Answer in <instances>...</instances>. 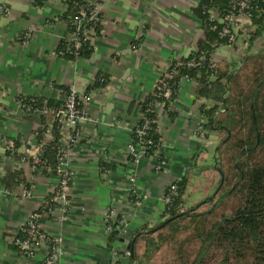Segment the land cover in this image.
Masks as SVG:
<instances>
[{"label": "crops", "instance_id": "0c3cea01", "mask_svg": "<svg viewBox=\"0 0 264 264\" xmlns=\"http://www.w3.org/2000/svg\"><path fill=\"white\" fill-rule=\"evenodd\" d=\"M93 1L101 15V30L91 40V55L68 62L55 53L58 41L67 34L59 20L65 11L64 0H44L41 5L34 0H0L1 136L27 137L40 125V115L20 111L18 97L63 100L61 87L71 85L83 96L96 75L108 78L107 86L94 90L84 105L88 120L81 123L82 141L71 153L76 180L69 196V220L61 228L52 220L43 222L45 230L62 232V264L108 263L103 213L112 205L127 207V176L131 173L136 176L135 188L147 200L133 217L130 231L161 222L159 199L172 182L186 178L189 193L201 194L198 202L184 194L185 207H197L213 197L219 186L215 161L219 134L205 131L201 138L195 135L204 118L201 105L212 107L214 103L197 99L196 86L190 83L183 85L167 111L158 112L162 143L156 155L167 165L155 173L156 159H141L133 167L126 160L131 136L124 125L139 119L141 102L152 93L170 61L187 57L204 39L193 13L202 0ZM233 54L229 47L220 46L213 58L218 63L233 61ZM198 161L200 171H194ZM102 163L110 170L103 172ZM14 168L11 162L0 167V264L22 263L13 237L27 213L55 185L53 177L23 166L32 194L19 199V188L14 186L10 193L1 185L2 176ZM42 257L39 252L29 264H40Z\"/></svg>", "mask_w": 264, "mask_h": 264}, {"label": "trees", "instance_id": "16d2710c", "mask_svg": "<svg viewBox=\"0 0 264 264\" xmlns=\"http://www.w3.org/2000/svg\"><path fill=\"white\" fill-rule=\"evenodd\" d=\"M43 1L34 0L38 5ZM64 5L65 11L59 20L66 26L67 34H77L78 12L82 8L87 9L86 2L64 0ZM230 8V0H202L193 13L200 22L204 39L198 41L196 49L187 57L170 61L167 73L171 78L161 77L169 88L176 89L180 78L187 76L196 82L195 97L214 103L212 107L201 105V115L205 119L202 124L205 131L225 135L216 147L215 161L219 173L217 195L212 200L205 199L197 207H185L183 198L187 179L182 178L175 182L177 195L173 201L163 206L160 223L150 228L144 224L128 230L124 235L115 231L110 233L106 248L111 253L118 244H126L131 252V264H148L162 245L170 243L174 245L172 264H264V48L253 53L245 50L240 69L237 68L240 64L235 61L217 62L210 67V55L229 42L226 36L220 35L221 25L209 20L207 11L223 14ZM248 12L253 25L248 35L249 47L264 34V0L249 1ZM100 22L98 12L94 19L85 20L78 29L80 32L86 30L88 36L95 37L101 30ZM78 36V49L70 47L71 44L62 38L58 41L56 55L68 62L88 59L92 52L91 44L88 39L84 40V34ZM198 57H203L199 65H187ZM106 84L108 78L96 75L85 94ZM61 89L67 90L64 87ZM158 96L159 92L154 88L140 104V114L150 122L147 138L153 146L147 149L149 154L156 152L155 145L158 146L160 141V135L155 132L157 117L154 104L165 103V111L169 107V102ZM18 98L23 104L48 111L40 115L37 129L40 138L45 122L52 120V111L59 108L63 101L33 96ZM142 123L138 120L137 126L141 127ZM54 136H58L56 131ZM130 136L135 141V134ZM5 139L9 149L6 155L23 157L19 151L23 137ZM54 156L55 143L50 141L46 144L42 163H36V167L42 171L45 166L53 167ZM158 160L164 161L161 157ZM101 165L103 172L110 170L109 165ZM1 183L10 193L19 183L30 186L24 174L17 170L7 171ZM51 198L52 194H47L44 202ZM208 204H211L210 208L198 211ZM47 209L42 205L38 210L42 214ZM27 233L25 226L24 231H19L13 239H23ZM110 260L111 257L107 264Z\"/></svg>", "mask_w": 264, "mask_h": 264}, {"label": "built area", "instance_id": "2783aa9c", "mask_svg": "<svg viewBox=\"0 0 264 264\" xmlns=\"http://www.w3.org/2000/svg\"><path fill=\"white\" fill-rule=\"evenodd\" d=\"M86 7L79 10L80 20L76 23V33L66 34L63 38L70 43V47L78 49L80 45L78 34L85 35L84 40L88 39L91 44V40L94 37L88 36L86 30L79 31L78 27L83 25L85 20L94 19L95 15L99 12L98 5L93 0H84ZM251 0H230L231 8L223 14L217 11H207L210 21L216 24H220L222 29L221 36H226L228 39L229 47L239 48L240 46L248 47V35L253 29L251 23V15L248 12V3ZM1 10V8H0ZM62 39V38H61ZM254 52L264 48V34L252 42ZM250 45V46H251ZM68 49V48H67ZM214 54V52H213ZM213 54L210 55V67H214L217 62L213 58ZM80 60V59H79ZM203 57H198L196 60H191L187 64L188 66H196L201 63ZM168 68V66H167ZM167 68L162 72L158 82L155 85V89L159 92L160 98L167 100L169 106L173 104L178 96V92L185 83H190L196 86V82L183 76L180 78L177 88H169L167 82H164L161 77L171 78L167 73ZM107 86V84H106ZM64 91V90H63ZM91 91L88 94L80 96L74 86H68L64 91L63 103L59 108L52 111V120L45 122L44 131L40 138L36 128L32 131L31 135L23 137L21 140V147L19 149L23 157H15L13 155L7 156L6 153L9 150L6 145L7 141L5 136L0 135V167L5 163L11 162L15 165L13 170L23 172V166L29 167L31 170L40 173L45 177L54 178V188L51 192L52 198L48 202L43 201L36 208L27 213L25 219L19 223L18 232L24 231V227H27V236L23 239H13L14 246L18 249L19 255L22 257L21 264H29L34 260L39 252L43 253L40 264H62L64 257V241L61 231L50 232L45 230L43 222L46 220H52L60 228L65 224L70 217L71 203L70 193L75 184L76 173L73 164V157L71 153L79 146L82 141L81 123L88 120V117L84 111V105H86L92 95ZM17 105L20 111L27 115H41L48 112L46 109L35 108L32 105L23 104L22 101L17 99ZM165 103L154 104V111L156 117H158L159 110H164ZM138 120H142V126L138 127ZM135 123L125 124L124 128L129 131L130 135L135 134V141L130 140L126 146V160L127 164L132 167L136 165L141 159L154 161L156 159L157 165L154 167V172H159L164 165H167L166 161H159L157 159V152L161 147V138L156 152L149 154L147 149L153 146V142L147 138L150 122L140 114V117ZM205 123L203 118L202 124ZM200 124L196 130L195 135L198 138L203 137L205 130ZM57 132V137L54 136V132ZM155 132L159 134L160 126L158 119L156 120ZM50 141L55 143V164L53 167L45 166L44 171L37 168L36 163H42L43 153L46 151V144ZM159 158V156H158ZM127 180L130 184L128 196L126 199L127 207L120 209L119 207L112 205L107 208L103 213V225L105 234L108 237L113 231L119 235H124L130 228L131 221L137 211H141V207L147 200L145 194L140 193L135 188L136 176L131 173L127 176ZM30 186H26L24 183H19L16 188H19L21 195L19 199H28L31 197V182L27 181ZM177 181L170 184L160 197V203L162 206L170 204L174 197L177 195ZM44 205L48 209L44 213H39V208ZM131 252L126 244H122L121 247H115L110 253V264H131L130 263Z\"/></svg>", "mask_w": 264, "mask_h": 264}, {"label": "rangeland", "instance_id": "374dc122", "mask_svg": "<svg viewBox=\"0 0 264 264\" xmlns=\"http://www.w3.org/2000/svg\"><path fill=\"white\" fill-rule=\"evenodd\" d=\"M245 50H249V53H253L254 52V49L251 46L247 47V46H240L239 48H232V52H234L233 56L231 57V59L237 63H239V67H237L238 69H240L242 67V63L240 62L241 59H242V56L245 54ZM256 52V51H255ZM225 138V135L224 134H220L216 143L217 145ZM219 154H217V158L219 159ZM221 156H222V153H221ZM211 162L210 159L207 161V163ZM201 163L200 161L197 162V166L196 167H193V170L194 171H200V168H201ZM226 168V166H225ZM189 187L186 189V192H185V197L186 198H190L192 196L193 200L195 202H198L199 199H200V193L197 192V194L195 195V193L192 195V193H189ZM217 194H215L213 197L211 198H207L209 200H212L214 199V197H216ZM211 204H208V205H203L202 207H200L198 209V211H204V210H207L208 208H210ZM177 239H179V236H177ZM142 250V247L140 248L139 251ZM174 250V245L173 244H164L160 247V249L154 254V256L151 258V260L148 262V264H172V257L174 258V255L172 254Z\"/></svg>", "mask_w": 264, "mask_h": 264}, {"label": "water", "instance_id": "95a60500", "mask_svg": "<svg viewBox=\"0 0 264 264\" xmlns=\"http://www.w3.org/2000/svg\"><path fill=\"white\" fill-rule=\"evenodd\" d=\"M228 135H229V132H228Z\"/></svg>", "mask_w": 264, "mask_h": 264}]
</instances>
